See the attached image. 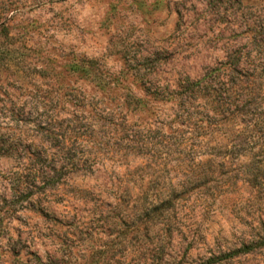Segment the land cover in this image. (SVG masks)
Here are the masks:
<instances>
[{"label":"rangeland","instance_id":"374dc122","mask_svg":"<svg viewBox=\"0 0 264 264\" xmlns=\"http://www.w3.org/2000/svg\"><path fill=\"white\" fill-rule=\"evenodd\" d=\"M0 20V264H264V0Z\"/></svg>","mask_w":264,"mask_h":264},{"label":"trees","instance_id":"16d2710c","mask_svg":"<svg viewBox=\"0 0 264 264\" xmlns=\"http://www.w3.org/2000/svg\"><path fill=\"white\" fill-rule=\"evenodd\" d=\"M0 37L2 38V41L0 42V54H7L11 55L16 49V44L13 43V37L11 36V31L8 27V25L0 20ZM200 84V82H199ZM220 100H218V103L221 105V107L226 106L225 103H221Z\"/></svg>","mask_w":264,"mask_h":264}]
</instances>
